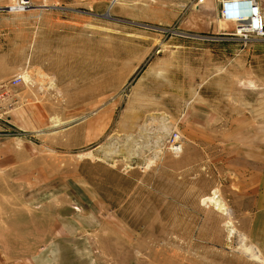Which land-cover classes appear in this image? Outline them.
I'll return each mask as SVG.
<instances>
[{"label":"rangeland","instance_id":"374dc122","mask_svg":"<svg viewBox=\"0 0 264 264\" xmlns=\"http://www.w3.org/2000/svg\"><path fill=\"white\" fill-rule=\"evenodd\" d=\"M16 1L0 0V264H264L244 167L264 157V37H236L217 2Z\"/></svg>","mask_w":264,"mask_h":264},{"label":"crops","instance_id":"0c3cea01","mask_svg":"<svg viewBox=\"0 0 264 264\" xmlns=\"http://www.w3.org/2000/svg\"><path fill=\"white\" fill-rule=\"evenodd\" d=\"M61 3H64V0H58ZM216 1L214 0H205L203 3H199L197 11L201 10L204 13L207 12L208 9H211ZM195 3V0H125V9H129L128 7L132 4H136L134 8L140 9V11H145L147 8L159 9V10H174L179 15L183 14V9L187 8V15L192 16L191 6ZM196 5V6H197ZM174 14L176 16L177 14ZM0 163V167H1ZM245 167V175L247 179H249L252 185L253 195L255 196L254 207L253 210L256 212V215L252 218L251 224L252 228L263 227L264 228V157L256 159L255 162L244 161ZM250 224V225H251ZM253 232V230H252Z\"/></svg>","mask_w":264,"mask_h":264},{"label":"built area","instance_id":"2783aa9c","mask_svg":"<svg viewBox=\"0 0 264 264\" xmlns=\"http://www.w3.org/2000/svg\"><path fill=\"white\" fill-rule=\"evenodd\" d=\"M205 0H195V5ZM220 9V17L223 21H230L235 24L233 34L238 38L248 39L251 36L264 37V0H216ZM237 2L246 3L242 9L247 10V14L233 13L226 8L227 4ZM30 4V0H17L19 9H24ZM241 9V10H242ZM21 77H15L12 82L17 83ZM1 97V91H0ZM172 148L177 150L180 146L177 143V134L172 135Z\"/></svg>","mask_w":264,"mask_h":264},{"label":"water","instance_id":"95a60500","mask_svg":"<svg viewBox=\"0 0 264 264\" xmlns=\"http://www.w3.org/2000/svg\"><path fill=\"white\" fill-rule=\"evenodd\" d=\"M246 6V3H237V2H233V3H230V4H227L226 5V8L227 9H230L231 12L233 13H243V14H247V10L245 9H242V7ZM8 9V8H7ZM242 9V10H241Z\"/></svg>","mask_w":264,"mask_h":264},{"label":"bare ground","instance_id":"6f19581e","mask_svg":"<svg viewBox=\"0 0 264 264\" xmlns=\"http://www.w3.org/2000/svg\"><path fill=\"white\" fill-rule=\"evenodd\" d=\"M19 9V7H17ZM12 9H15V8H12ZM26 9V8H24ZM246 14V13H245ZM217 202V201H216ZM255 256H258L256 252H252Z\"/></svg>","mask_w":264,"mask_h":264}]
</instances>
